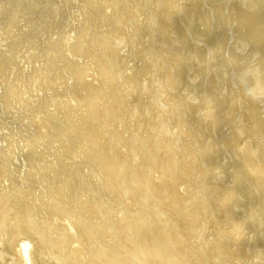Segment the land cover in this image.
Returning a JSON list of instances; mask_svg holds the SVG:
<instances>
[{
	"label": "bare ground",
	"instance_id": "1",
	"mask_svg": "<svg viewBox=\"0 0 264 264\" xmlns=\"http://www.w3.org/2000/svg\"><path fill=\"white\" fill-rule=\"evenodd\" d=\"M50 2L0 0V264H264V0Z\"/></svg>",
	"mask_w": 264,
	"mask_h": 264
},
{
	"label": "rangeland",
	"instance_id": "2",
	"mask_svg": "<svg viewBox=\"0 0 264 264\" xmlns=\"http://www.w3.org/2000/svg\"><path fill=\"white\" fill-rule=\"evenodd\" d=\"M64 2H65V0H51L50 4L53 5V6L57 4V5L60 6ZM139 2L140 3H144V0H139ZM24 9H25V7L23 6L22 8L17 10L18 14H20V15L23 14L25 16ZM148 9L152 12V14L150 12H147V11H146V13H150V18H152L153 17L152 15H154V13H153L154 6L153 5H149ZM85 11H86V6H85V4H83L82 17L79 18V20H83L84 19V16L86 15V14H84ZM42 23H44L43 26L45 27L43 29V31L45 32V35L43 34L44 37H45V40H47V35H49L51 33L54 36L56 35V32L58 30V27H56L57 26L56 17L54 16V14H52L50 12L44 13L43 17H41L37 22L33 21V19H32V21L30 23H29V21L27 19H26V21H22V22L20 21L19 26L17 27V30H19V29L20 30L17 31V33L25 32V31L29 30L30 28H32V29L33 28H37V25L38 24H42ZM24 25L29 26V27L24 29V27H23ZM149 30L151 31V29H149ZM88 33L92 34V35L97 34V32L94 29H92V31H89ZM43 35H40L39 36L40 38L38 40H43L44 39ZM73 42H74V40L72 41V43ZM150 50L152 51V49H150ZM148 51H149V49H148ZM156 51H159V47H158V49ZM156 51H155V53L154 52L151 53V56L153 55L151 60H153V62H158V64L161 63V66H162V61H159L160 57L158 56V53ZM149 53H150V51H149ZM161 56H163V55H161ZM10 106H11V104H10ZM28 129L30 130V127H28ZM1 133L2 132H0V134ZM35 137H36V135H35ZM33 139L37 140L38 142H43L44 141L43 136H40V137L38 136L37 138H33ZM44 143L46 144L47 142H44ZM18 188H20V187L18 186Z\"/></svg>",
	"mask_w": 264,
	"mask_h": 264
}]
</instances>
